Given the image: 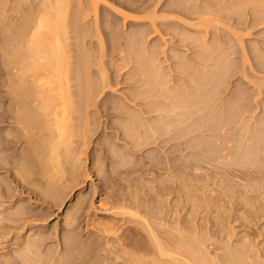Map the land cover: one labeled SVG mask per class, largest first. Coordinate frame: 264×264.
<instances>
[{"label":"rangeland","instance_id":"rangeland-1","mask_svg":"<svg viewBox=\"0 0 264 264\" xmlns=\"http://www.w3.org/2000/svg\"><path fill=\"white\" fill-rule=\"evenodd\" d=\"M5 1L9 3V4L6 3L7 6L11 5V3H14V4L19 3V0L16 2H13L14 0H5ZM42 1L34 0L33 5L36 6L38 3L40 4ZM87 1L88 0H81V1L74 0V4L73 3L72 4L74 6H77V8L72 7L73 11L80 8V6L82 7L83 5L84 6L87 5L86 7H88L89 2ZM174 1L175 0H138L136 3H134V1L128 0V1H125V3H118V0H100V2L97 4L99 9L98 8L96 9L97 10L96 13L98 17L97 25H99L97 26L99 29H96V30L98 31L95 30V26L93 27V24L95 23V18H94L95 16H93L94 12H92V10L91 11L87 10V12L90 11L91 13H88L89 15L86 17L84 16L85 18L82 15L84 19L83 18L79 19L78 17L79 21L76 19L77 22H79L77 23L79 24L78 28H81L83 32L80 29L79 30L80 35L78 34L79 35L78 36L77 33L75 35V32L73 34L72 31H69L72 29V28L71 29L69 28V30H67L69 33H67L66 35L68 39L65 40V42L68 43V44L66 43V45L68 46V47L66 46L67 47L66 51H68L69 53L68 60L72 64L69 67V69H71V72L69 73V75L70 77L71 76L74 77L69 80L70 81L69 90L71 91L77 90L78 92H80V90L82 91V89H80L81 87L78 84H81L83 82L82 79H85V78H82L83 75L80 78H75V77L79 75L77 70H80L82 68L81 65L83 64V59L85 60V58L88 59L89 57L91 62L90 63L87 62V63L91 64V66L89 65L91 68H89L90 72L88 70L87 71L89 74H92L90 80L97 83L99 86L98 81L101 80L100 79V76H102L101 73L104 74L105 72L107 74L105 75L107 76L106 78L107 80L106 79L105 80L109 84L108 86H105V89L102 94L95 93V96L99 95L98 97L101 99L104 97V99L107 100L108 104L113 103L114 104L113 106H115L116 104L118 106L117 107L118 110H122L123 112L120 111L121 112L120 114L119 113H110V114L105 113L103 116L97 117L96 114L93 115L91 113L90 115L89 114L85 115L86 113L83 112L82 110L80 111V108H78L80 104H77V103L71 104L73 106H70L72 107V109H70L71 118L69 120L70 122L69 129L71 132L73 130L74 134L72 133L73 135H71L72 141L70 143L71 145L66 149L67 152L64 151L63 148H60L61 151L59 153V159L60 158L61 159L64 158V159L62 160L63 162H60L59 160L60 167L56 169L53 168L54 165H52L51 167V164L55 162H50L46 160L47 158L45 157L42 159L43 160L45 159L46 166H45V169L42 171H41L42 167L40 168V166L41 165L44 166L45 165L43 164L44 162H41V163L35 162L36 161L35 158H34L35 159L34 162H33L34 159L30 160L32 161V164L30 161H28L30 164L27 161H25L26 163L22 162L24 160L21 157L28 150L30 149L32 150L33 148L31 147L32 145L37 144V146L38 145L41 146V142H40L41 139L40 140H37V139H39L38 135L41 136L40 133L42 132H39V129L37 127L36 128L34 127L35 129L33 130V126L36 123L34 125L25 127V128H29L28 130L29 132L28 131L26 132H28L27 133L29 135L28 137L31 136L30 140H27L29 139L28 137L20 138L23 142L21 141V143L17 142V144L16 143L8 144L7 147H9V149L0 152V154L2 155L8 154L6 155L8 158L5 159L6 160L5 162H8L10 160L9 162L11 163H15L18 165L19 164L21 165L22 163L26 165V166L24 165L22 168H24L23 170L24 174L25 175L27 174L26 176H29L30 179L33 181V184H31V187L35 185L34 186L35 188L32 187V189L34 188L36 191L37 186H40L39 187L41 190V191L39 190L40 192L44 193L46 189L48 190V191L47 190L45 191V193L47 192L46 194L49 199V200L47 199L46 202H41V200H38L39 198H36L34 194L28 193V191H25L24 194L22 193L29 200V202L31 203V206L33 207L35 206L36 208H40V209L45 207V209L43 208V212L45 210L46 214L43 217H39V218H42L43 221L41 219L39 220L37 217L36 219H34L35 229L33 230L31 229L33 232H35L41 226L40 230H43L42 232H48L49 234L51 233L52 238L49 240H58L60 237L61 240L66 238L65 240L66 242L71 237L69 234H72L68 232V229H67L68 227H66L67 222H68L67 219H69L70 218L69 216L74 214V212L77 211L78 208L80 209L82 207V209H80L79 211L81 215L79 217V221H78L79 224L77 226L78 227L77 229H79L78 232H80V236L77 235V238L73 236L71 237V239H74V240L77 239L76 242L78 245L80 244L79 245L80 249L86 250L83 252V250H80L78 245L75 244V246L78 247L77 249L79 250V252H82L86 255L89 254L88 256L92 257L93 260L90 257H88L90 261V262L88 261L89 263L93 262V264H95V262H98L99 264H102L103 262V264H109V263L110 264H116V263L117 264H131L132 262L130 261L129 263L127 260L125 261L124 259L119 260L120 258L117 259L118 261H116L115 258L112 256L115 254L109 253L108 249L110 247L107 248L106 245L111 244L115 246L116 244L115 242H113L114 241L113 238L115 239L116 238L115 236L122 235L124 233L123 229L127 228L128 226L132 225L131 227L136 226L137 228H140V225L135 224V223L137 222L140 223L141 220L138 218V216L137 218L132 216V214L134 213V212L132 213L133 209L135 210L139 209L140 215L141 214L143 215L145 212L144 209H146L145 215L147 214L146 217L149 219V217H151L152 215L150 214L149 208H152L153 205L156 204L154 205V208H157L155 210H158V212L160 211L159 213L162 214V215L161 214H158V215L164 216L165 218L166 217L165 214H167V217H168L166 218L165 222H163L164 221V218H163V221L161 222L162 225L160 223L158 224V228L160 229V232L161 231L163 232V233L161 232L163 235L165 232H168L169 236L171 234L175 235L176 232L180 231L183 233L188 232V234L192 233L191 235H193V233L194 234L197 233L198 236L200 235L205 236L203 237V239H205L203 240V242H205L206 244L202 243L203 248L205 247V249L207 250V252L210 254L211 257L213 258L216 257V260H217L216 264L223 263L224 259L221 260L223 258L221 255L225 253V251H223L224 250L223 248L226 249L228 245L231 246L233 249L235 248L237 251H240V248L242 249L241 251H244V252L245 250L249 251L250 249L249 253L252 252L251 254L252 257H254V260L256 259L255 260L256 262H255L254 260H252L253 258L252 259L250 258L251 261H254L253 264H260V263L264 264V215L262 214L264 213V204L261 203L260 205V202L264 203V200H263L264 195L260 192L262 190L255 191V192H260L258 194L254 192H249V194L247 193L248 195L244 194L245 193L243 192L244 187L247 186L246 188L248 189V187H250L249 186L250 184L252 186V182L250 183L249 181V183H247V180H244V182H242L243 180H240V178L238 180L236 178L235 184L238 185V188H240L241 190L243 189V190L241 192H239L240 191L239 189L237 190V192H239L238 198L240 199L233 197L232 200L233 201L235 199H238L237 201L241 200L239 201L240 203L238 202L239 204H237V201L232 203L233 201L232 200L229 201V198L227 199L224 195H223L224 198L221 196L219 197V200L217 198L216 199L213 198V200L211 201V199H209L210 194L211 196H214L217 193H221V190L219 192L217 191V189L216 191H214L213 189L214 186L213 187L211 186L212 188L210 187L208 189L213 190L214 193L211 190L209 192V190H205L204 188L200 189L201 183L198 184L197 182H195L196 180L194 181L191 180V177L188 178V180H186L187 178L182 180L179 177H177L178 180L182 182V184H184L185 186L179 185L177 187L178 185L177 184L175 188L177 187L180 189L177 190L176 188L175 192L169 195L170 197L169 196L167 197L164 196L162 198L159 197L161 200L158 198L157 200H159V202L157 203H154L156 202V199H154V201L149 199L148 201V198L144 199L143 191L147 190L148 188L147 186L151 185L152 180L156 178L154 171L148 170L149 166L147 165L148 161L152 157L151 155H153L152 154L153 151L152 149H149V148L148 149L143 148L139 152H136V153L133 152L131 155H129L125 152L126 151L125 141L120 138L118 139L119 133H122L123 132L122 130L124 128L129 127V125L131 127V124L134 122V121L133 122L131 121V120H134L133 117H135L137 120L138 110L139 108H141V106L139 105L138 99L133 102L126 100L127 101V102L125 101L126 103L123 100L125 99L124 97L126 95H129L130 93L133 94L137 90V88L134 87L135 86L134 83L137 80L136 78L142 75H145V74L154 75L153 71L155 72L157 69L158 75L160 73H161L160 75H165V76L167 75L166 76L167 80H170L168 81L170 82V84L167 82L168 83L166 84L167 86H173L172 84L176 85V81L178 84L180 80L177 77V75H181V73L177 69L180 67V64L181 65L184 64L191 71L193 70V72L195 71V69L197 70L199 69L198 68L199 66L196 65L192 60L195 58L197 54V51H198L197 49L199 48L198 46L200 45V43H203V44L205 43L206 46L209 45L212 47H215L216 45H218L216 46L218 47V51L216 50L217 54L221 53L220 55L221 59L224 61L222 64L224 66V68H222L223 71H221V73L217 72L218 73L217 75H223L222 80H221L222 86L219 87L221 91L220 93H218L217 96L221 100H224V101L230 99L231 97L235 98L238 94L239 96L241 97L244 96L245 98H248V99L250 97L252 104L256 101L255 102L256 109L255 107L252 108L251 110L252 113L248 114V115H252L250 116L251 118L249 119L250 124L261 122L262 119L264 118V104H263L264 103V0H190L191 2H189L188 0V3H190V7L192 9L190 10L192 12L189 11V13H185V14H183L182 11L180 12L174 11L175 5L173 4L175 3L177 4V1L175 2ZM112 6L113 8H110ZM9 8L10 6L8 7V10H9L8 12L11 16L12 14H14L13 13L14 11L11 12ZM14 10L17 11L18 16H19L20 13L18 12V10L16 9ZM194 10H195V13H194ZM17 13H16V16H17ZM21 13L25 14L23 11ZM168 16H169V19H168ZM67 17H68L67 19H72L73 15H72V18H70L71 16H67ZM180 18H182V20H180ZM14 21H16V18L15 19L12 18L11 22H14ZM87 21L89 23H86ZM106 22H108L107 24L108 30H105L103 27L104 24H106ZM175 22H178L179 24H176ZM85 23L86 25L84 26ZM3 33L2 34L0 33V34L1 35L7 34V36H9L8 34H12V33H6V32H3ZM5 37L6 36H4L3 38ZM12 37H15V36H12ZM9 38L12 39L11 36ZM13 39L11 41L8 39L7 41L11 43L9 44L10 45L9 47L11 48H13L12 46L17 45V41H16V44H14L15 40L13 41ZM132 46H133V49H129ZM82 49L84 52L87 50L89 55H86V56L83 55L82 53L84 52L82 51ZM86 52L84 54H86ZM217 54H215V56H218ZM256 56L261 62L257 60ZM4 59L6 58L4 57L2 59V55H1L0 56V60H1L0 61V72H1L0 76L2 77H4L5 75H11L12 68L14 69L13 71L18 69V68L12 67L15 64L14 65L12 64L11 68H8L9 65L8 66L6 65L9 62L6 63L8 60H5L6 62H4ZM3 62H4V65H3ZM5 67L9 71L5 70ZM213 69L215 68L212 67L211 70ZM101 70L104 72H101ZM15 72L18 73V71H15ZM193 72H190V73L194 74ZM15 75L17 74L15 73ZM195 78L201 79V75L200 76L196 75ZM172 80L174 81V83ZM132 81H135V82L132 83ZM250 81H252V83ZM3 83L4 82H0V107H1L0 112L5 111L10 105L11 97L9 96L10 95L9 93L13 91L9 89L11 85L9 86L7 85V83L5 84ZM94 85L95 84L93 83V86ZM24 88L26 89V87ZM94 88L96 87L94 86ZM146 88H147L146 85L145 86L142 85L138 89H146ZM25 89L23 90L24 92L22 93L26 92L25 94H27L28 92ZM240 90H242L243 92H241ZM94 91L96 92V89H94ZM244 92L245 94H243ZM25 94H22V95H25ZM76 96L74 95L73 98H70V99L75 100V101L76 100L80 101L81 98L79 96L78 97ZM221 100L218 101V103L223 102ZM110 106H112V104ZM257 106H259L258 109H257ZM4 107L5 109H3ZM222 107L223 108L221 110L219 109L221 111L219 113H222L223 117L225 116L227 117L228 110H225L228 108L227 104L223 102ZM94 109L96 108L95 107L89 108V110H94ZM253 109L255 110L253 111ZM209 112L210 111L207 110V113ZM128 116L130 117L129 119H128ZM95 118H97V121ZM88 119H91V120H88ZM87 120H88V123L86 124ZM247 121H248V117L246 118V122ZM138 122L139 121L137 120V123ZM237 123L241 124L239 120H237ZM237 123H233V126L236 127V125H239ZM13 124H14L13 122L11 124L6 123V122L0 124V133L2 132L1 133L2 135L3 133L5 134L6 132L15 134L16 127L12 128V126H17V123H15L14 125ZM37 124H39V122ZM20 126L18 124L17 127H20ZM30 127H31V130H30ZM233 130H232L233 133L237 132V133H234L235 138H236L234 139L235 142L237 141L238 138H242V136H244L242 131H240L239 133L240 136H239L238 135L239 130L237 131V129L235 130V128ZM207 132H205L206 134L205 136L206 137L210 136V138L208 137L210 141L213 139H214L213 141L216 140L215 141L216 144H222V146L223 144H227L231 146L232 143L234 142V140L232 142V139H233L232 137L234 135L231 131H229L227 134L224 131H222L219 134L222 136V133H223V136L225 137H227L228 135V138H226L228 139V141L225 139V137L223 136L220 137L219 135L218 136L216 135V138L215 137L213 138V135H208L209 133L207 134ZM1 134H0V138H3ZM215 134L216 133H214V135ZM32 135L34 136L35 139L32 138ZM229 135L231 136L233 135V136L232 137L230 136L231 137L230 138ZM211 136L213 139H211ZM244 139L245 138L243 137L242 139L243 142H245L246 140ZM31 140L33 142H31ZM34 140H35V144H33ZM84 140L86 141L85 143H84ZM242 140L239 139L238 141H241V142L237 141L236 143L241 144L243 143ZM26 141H28L29 143L28 142L25 143ZM225 141H227L229 144L224 143ZM40 146L37 148H40ZM240 146L239 148H236V150L240 151L242 149L240 148ZM23 151L25 152L24 154H22ZM10 155L11 157H9ZM21 159L22 161H20ZM142 162L145 165L142 164ZM6 169L7 168L0 169V179L2 180L4 179L5 181L3 183L7 184L2 187L15 186L16 183L13 181V179L14 177H19L20 175L17 176L16 175L17 173H14L15 171H12L11 173V171L8 172L7 171L8 169L7 170ZM25 170L27 171L25 172ZM53 176L55 177V179L53 178ZM30 179L29 181L27 180L26 182L32 183ZM51 179L53 180L51 181ZM251 181L254 182V180H251ZM241 183L243 184L245 183V186ZM255 183H258L260 187H261V184L262 186H264V179L262 180V182L255 181L253 184ZM27 186H30V185L28 184ZM183 186L185 188H183ZM259 186H258V189H259ZM234 189H236V187ZM260 189H263V188H260ZM250 193H252L253 195H251ZM240 194H244L246 198ZM254 194L256 195L254 196ZM259 194L260 195L262 194L261 196H263V198L259 196ZM124 197H126L128 201H126L127 199ZM220 198L222 199L220 200ZM13 199L11 200L10 203H9L10 200L7 203L10 205L13 204L15 202ZM56 201H58L59 203L57 204ZM130 201L131 202L138 201L139 203L138 208L134 206L133 204H131ZM160 202H162V204ZM158 203H160L161 205H159ZM165 203L166 205H168V207L170 205V210H168L169 208L165 205ZM228 203H231V205ZM244 203H246L247 206ZM141 204H143L144 207ZM234 204H236V206ZM121 205L122 206L125 205L124 208H130L129 206H133V208L131 207L130 208L131 210L129 209L130 211L129 213L127 209L126 210H124V208L121 209L122 208V207L120 208ZM140 205L142 209H140L141 208ZM12 206H14V204ZM15 206H17V204H15ZM148 206H152V207H148ZM164 206H166V208ZM171 206L173 209L171 208ZM176 207L178 209H176ZM253 207L256 209H254ZM104 208H107L110 210L106 211L104 210ZM165 209H167V212L169 214L166 212ZM259 211L261 212L263 216L260 214ZM171 212H173L172 213L173 216H171L172 215ZM259 214L261 216H259ZM151 219L153 220V218ZM168 226L170 227V229ZM161 227L164 230H161ZM193 229H195L197 232L195 230L193 231ZM31 230L30 232L28 231L27 234L28 233L33 234ZM169 230L172 232L170 233ZM103 231H105L104 234H103ZM161 233L160 235L162 237L163 235ZM168 235H166V237ZM78 238H81V239L78 240ZM8 239H4V241H1L2 244L0 243V248H5L3 251H6L7 250L6 248H8V246L12 243V240L11 242H9L10 240ZM5 240H7L8 242ZM74 240L71 241V243L75 242ZM51 242L52 241H49L48 243H50L51 245L48 244L47 246L52 247L53 243ZM103 243H105L106 245ZM221 243H224V244H221ZM62 244H63L64 252H66V250L69 249V247L71 246L70 244L67 243L69 245L68 246L65 243L67 245L66 247L67 249H65L64 240L62 241ZM221 245H223V247ZM103 246H105L106 249L103 248ZM9 247H14V246L11 244ZM97 247L99 248L96 249ZM74 248L75 247H73V249ZM95 249L98 251L100 250V252L101 251L102 252L97 253L98 252L97 251L96 252L97 254H95V251H96ZM104 249L108 252V253L105 252L108 256L106 255V258L102 257L101 259V256H103L102 253H104L105 251ZM248 251L245 253H248ZM68 252L70 254L69 256H71L73 255V253L76 252V250L75 251L71 249L69 251L67 250L65 254H67ZM111 257L115 261L113 259L109 260V258ZM106 259L108 260L106 261ZM257 262H260V263H257Z\"/></svg>","mask_w":264,"mask_h":264},{"label":"bare ground","instance_id":"bare-ground-1","mask_svg":"<svg viewBox=\"0 0 264 264\" xmlns=\"http://www.w3.org/2000/svg\"><path fill=\"white\" fill-rule=\"evenodd\" d=\"M16 1H18V0H14L13 2H16ZM33 1L34 0H19L18 4L11 3V5L7 6V4H9L7 1L0 0V24L2 23L0 25V31H2V32H0V33L1 34L3 32L12 33V34H8L9 36H7V34L6 35L0 34V53L2 55V59L4 57L6 58V59H4V62H6L5 60H8L6 63H8V62L10 63V64L8 63L6 66L9 65L8 68H11V65L15 64L17 67L15 65L12 67L18 68L15 71H18V73H19L18 74L17 72L13 71L14 69L12 68L11 73L13 75L12 74L11 75H5L4 77L0 76V82H4L3 84L7 83V85H9V86L11 85V87L9 89H11V91L12 90L14 91V92L9 91L10 92L9 96L11 97V99H10L11 101H10V105L8 106V108L5 111L0 112V124L5 123V122L10 123V124L12 122L14 124L17 123V126H18V124H19V126L22 124L20 127L12 126V128L16 127L15 134H11L10 132H6L5 134L3 133V135H2L1 134L2 132L0 133L3 137V138H0V152H2L4 150H8L9 147H7V146L10 143H14V144L15 143L17 144V142L21 143L22 140L20 138H23V137L27 138L29 136L27 134L29 132L28 131L29 128H25V127L34 125L36 123L33 126V130L37 127L39 129V132H42V133H40L41 136L38 135L39 132H38V134L36 133L38 135V138H39L37 140L41 139V141H40L41 146L40 145L37 146V144H35V140H34L33 144H35V145L31 146V147H33L32 150L29 147L30 150H28V149H27L28 151L25 150V151H27L26 153L23 151L22 154H24V153L25 154L23 156L21 154L20 155L22 156L21 158L24 161H22V159L20 161H22L24 163L25 161L28 162V161L33 160L35 158L36 161L34 159L33 162L34 161L40 162V163L44 162L43 164H45V159L44 160L42 159L45 157V158H47L46 160H48L50 162H55L57 164V165L55 163L51 164V167H52V165H54L53 168L56 169V168L60 167L59 163L63 162L62 160L64 159V158L59 159V153L61 151L60 148H63V150L67 152L66 149L71 145L70 143L72 141L71 135L74 134L73 130L71 132L69 129L70 128L69 120L71 118L70 117V114H71L70 109H72V107H70V106H73L71 104H74V103L80 104L79 107L78 106L77 107L80 108V111L82 110L83 112H85L86 113L85 115H87V114L90 115V113H91L93 115L96 114L97 117L98 116L101 117L105 113H108V114L119 113L120 114L121 113L120 111H122V110H118V108H117L118 106L116 104H115V106H113L114 105L113 103L108 104L107 100L104 99V97L101 99L98 97L99 95L98 96L96 95L98 97V99H97V97L95 96V93H97V94L101 93L102 94L104 89H105V86H108L109 84L106 81L107 76H105V75H107V74L102 70H101V72H104V74L101 73V75H102V76H100L101 80L98 81L99 86L97 83L90 80L92 74H89L88 71L90 70L89 68H91L90 67L91 64H88V63H90L91 61H90L88 56L87 57L89 60L87 58H85V60L83 59L84 65L82 64L83 65V66L81 65L82 68L81 69L79 68L80 70H77L79 75H77V77H75V78H80L83 75L82 78H85V79H82L83 82L81 84H78L81 87L80 89H82V91L80 89H79L80 92H78L77 90L76 91L75 90H73V91L69 90V87H70V85H69L70 81L69 80L71 78H74V77H72V76L70 77V75H69V73L71 72V69H69V67L72 64L68 60L69 59V55H68L69 53H68V51H66L68 46L66 45L67 42H65V40L68 39L66 35H67V33H69L67 30H69V28L70 29L72 28L69 31H72L73 34L75 32V35H76V33H77V35L78 34L80 35L79 30L81 28H78L79 24H77V23H79V22H77V20L79 21V19L83 18L84 16L85 17L88 16L89 15L88 13H91L90 12L91 10H92V12H94L93 16H95L94 17L95 23L93 24V27L95 26V30L99 29L97 27L99 25H97L98 24L97 23L98 17H97V13H96L97 10L96 9L98 8L97 4L100 2V0H88L87 1V2H89L88 7H86L87 5L86 6L83 5L82 7L79 5L80 8H78L76 10L74 9L75 11H73V9H72V7L77 8V6L73 5L74 0H43V1L41 0L42 2L40 4L38 3L39 5L37 4L36 6L33 5ZM125 1H128V0H118V3H125ZM132 1H134V3H136L138 0H132ZM175 1H177V4L176 3L173 4V5H175V8H174L175 12L182 11L183 14H185V13H189V11L192 10L190 7V3H188V0H175ZM189 2H191V1L189 0ZM132 5H134V4H132ZM9 6H10V8H9L10 11L11 12L14 11L13 12L14 14L11 13L14 17L12 15L10 16V14L8 12ZM110 8H113V6ZM14 9L18 10V12L20 13L19 16H18L17 11H15ZM71 10H72V12H71ZM87 10H90V11L87 12ZM22 11L25 14H22L21 13ZM7 12H8V14H7ZM15 12L17 13V16H16ZM191 12H190V14H191ZM143 13H145V12H143ZM194 13H195V10H194ZM196 14H198V13H196ZM72 15H73V18H72ZM82 15H83V17H82ZM67 16H71L70 18H72V19H67L68 18ZM11 17L14 19L16 18V21L11 22V20H12ZM78 17H79V19H78ZM94 18H93V20H94ZM127 18H129V17H127ZM168 19H169V16H168ZM70 20H72V21H70ZM180 20H182V18H180ZM86 23H89V22L87 21ZM86 23L84 24V26L86 25ZM175 23L179 24L178 22H175ZM107 24H108V22H106V24H104V26H103L105 30H108ZM86 27H88V26H86ZM81 31L83 32L82 29H81ZM96 31H98V30H96ZM13 33H14V35H13ZM139 35H140V33H139ZM4 36H6V37L3 38ZM10 36L12 39L14 38L13 39V41L15 40L14 44H16V41H17V45L12 46L13 48L9 47L10 46L9 44H11V43L7 42L8 39L10 41L12 40L9 38ZM12 36H15V37H12ZM7 37H8V39H7ZM115 44H116V42H115ZM200 45L198 46L199 48L197 49L198 51H197L195 58L192 60L196 65L199 66L198 70L195 69V71L193 72V70L191 71L184 64L183 65L180 64V67L177 69L181 73V75H177L180 82L177 84V81H176V85L172 84L173 86H167L166 85L168 83L170 84V82H168L170 80H167V77H166L167 75L166 76L160 75L161 73L158 75L157 69L155 72L153 71L154 75H147V74L142 75V76L139 75L140 77L136 78L137 80L135 79L136 82L132 81V83L135 82L134 87H136L137 90L133 94L130 93L129 95H126L124 97L125 99H123L124 102L126 100L133 102V101L138 99V102H139V105L141 106V108H139L138 116H137L138 117L137 120L139 122L137 123L136 118L133 117L134 120H131V121L132 122L134 121V122L131 124V127L129 125V127L124 128L122 130L123 132L119 133L118 139L120 138V139H123L125 141V143H126V144L124 143L125 148H126L125 152L129 155H131L133 152H135V153L139 152L143 148L152 149L153 155H151L152 157L150 158V160L148 159L149 161H148L147 165L149 166L148 170L154 171L156 178L154 180H152L151 185L147 186L148 187L147 190L143 191V195H144L143 197H144V199L148 198V201H149V199L152 201H154V199H156V202H154V203L159 202V200H157L159 197L160 198H162L164 196L167 197V196L171 195L173 192H175V189L179 185L180 186L184 185V184H182V182H180L178 180L177 177H179L182 180H184L186 178H187L186 180H188V178L191 177V180H193V181L196 180L195 182H197L198 184L201 183L200 189L204 188L205 190H209L208 188H210L211 186L212 187L214 186L213 187L214 191H216V189L218 192L221 190V193H217V194L215 193L216 195H214V196H211V194H210V197H209L207 195L209 197V199H211V201L213 200V198H215V199L217 198L219 200V197H221V196L223 198H224V196L227 199L229 198V201L232 200L233 197L238 198L239 197L238 193L241 192L243 189L241 190L240 188H238V185L235 184L236 178L238 180L240 178V180H243L242 182H244V180H247V183H249V181H250V183L252 182V186H251V184L250 185L248 184L250 186V187H248V189L246 188L247 186L244 187V190H243V192H245L244 194H247V193L249 194V192H254V193L258 194L261 192L264 195V190H263L264 186H262V184H261V187H260L258 183L253 184L255 181L256 182L257 181L262 182V180L264 179V118L262 117L263 119L261 122L250 124L249 119L251 118L250 116H252V115H248V114L252 113L251 112L252 108L255 107V109H256V103H255L256 101L254 102L252 100L254 102L252 104L249 96H248L249 97V99H248V98H245L244 96L241 97L238 94L237 96L235 95L236 96L235 98L231 97L230 99H228L226 101L221 100L217 96L218 93H220V91H221V89L219 87L222 86L221 80H222V76H223V75H217V74L219 72L221 73V71H223L222 68H224V66L222 64L224 61L221 59V56H220L221 53L217 54L218 47H216V46H218V45H216V46L214 45L215 47H212L209 45H208L209 46L208 47L205 45V43L204 44L200 43ZM133 46L129 49H133ZM119 47H120V45H119ZM119 47H117V48H119ZM82 51H83V49H82ZM254 51H255V49H254ZM84 53H82V54L85 56L89 55L88 51L86 52V54H84ZM129 53H131V52H129ZM215 54H217L218 56H215ZM216 58L217 59L219 58L218 61ZM256 58H257V56H256ZM257 60H259V59L257 58ZM4 62H3V65H4ZM209 62H210V64H209ZM150 64H151V62H150ZM188 64H190V63H188ZM212 67L215 69L211 70ZM3 69H4V67H3ZM5 70L9 71L8 69H6V67H5ZM7 71H6V73H7ZM13 72H15L17 75H15V73H13ZM190 72H193L194 74H192ZM146 73H147V71H146ZM155 73H156V75H155ZM192 75H194L195 77H196V75H199V76L201 75V79L195 78ZM250 82L252 83V81H250ZM93 83L95 84L94 86L96 88H94ZM173 83H174V81H173ZM142 85H144V86L146 85L147 88L146 89H138ZM24 87H26V89ZM24 89L27 90V92H28L27 94H25L26 92L22 93V92H24L23 91ZM94 89H96V92L94 91ZM240 91L243 92L242 90H240ZM245 92L243 94H245ZM22 94H25V95H22ZM243 94H241V95H243ZM74 95L75 96L77 95L76 97L79 96L81 98V100L75 101V100L70 99V98H73ZM218 99H220L225 104H227L228 108L225 109V110H228L227 111L228 112L227 117L226 116L223 117L222 113H219V112H221L220 110L223 108L222 107L223 102L218 103V101H220ZM257 99H258V97H257ZM111 104H112V106H110ZM91 107H95L96 109L89 110V108H91ZM258 107L259 106H257V109H258ZM260 108H262V107H260ZM0 109H1V107H0ZM3 109H5V107ZM255 109H253V111ZM207 110L210 112L207 113ZM247 117H248V121L246 122ZM129 118L130 117L128 116V119ZM95 119L97 121V118H95ZM88 120H91V119H88ZM88 120L86 121V124L88 123ZM235 120H236V122H235ZM237 120H239V122H241V124L237 123ZM37 121L39 122V124H37L38 123ZM253 122H255V121H253ZM233 123H237L239 125H236V127H235V126H233ZM1 126H3V125H1ZM39 126H40V128H39ZM234 128H235V130L237 129V131L239 130L238 135H239L240 131H242L244 134V136H242V138L237 137L238 138L237 141L239 139L242 140L244 137L246 139V140L244 139L245 142H243V140H242L243 143H241V144L236 143L237 141L235 142L234 139H236V138H235L234 133H237V132H234V133L232 132V130ZM30 130H31V127H30ZM26 131H28V132H26ZM222 131H224L226 134L229 131H231L234 136L232 135L233 136L232 137L231 135H229V137L231 136L233 138L232 142L234 140L235 143L233 142L231 146H229L227 144H223V146H222V144H216V142H215L216 140L213 141L214 140L213 138L214 137L216 138V135L218 136ZM205 132H207V134L209 133L208 135H213V138L211 136V139H213V140L210 141V139H208V137L210 138V136L206 137ZM30 133H31V131H30ZM214 133H216V134L214 135ZM219 136L222 137L223 133H222V136L221 135H219ZM30 137H28L29 139H27V140H30L31 139ZM223 137H225V136H223ZM32 138H34L33 135H32ZM226 138H228V135H227V137H225V139ZM226 140L228 141V139H226ZM227 141H225L224 143H228ZM27 142L28 141H26L25 143H27ZM31 142H33V141L31 140ZM36 142H38V141H36ZM85 142L86 141L84 140V143ZM213 142H215V143H213ZM238 142H241V141H238ZM224 145H226V146H224ZM39 146H40V148H37ZM239 146H240V148H242L240 151L236 150V148H239ZM24 149H26V148H24ZM112 149H113V147H112ZM28 153H29V155H28ZM6 155H8V154H6ZM6 155L0 154V169L7 168L8 170L7 169L6 170L8 172L11 171V173H12V171H15L14 173H17L16 175L17 176L20 175V176L14 177L13 181L16 184H15V186H11V187L10 186L2 187V186H5L7 184L3 183L5 181L4 179L3 180L0 179V243L2 244L1 241H4V239L9 238L8 239V240H10L9 242H11V240H12L11 244L14 246V247H9L11 245L10 244L8 246V248H6L7 249L6 251H3L5 248H0V264H91V263L93 264V262L89 263L90 262L89 258H88V257H90V256H88L89 254L86 255L82 252H79V250L77 249L80 245V244L79 245L77 244V242H76L77 239L76 240L71 239V237H73V236H75L76 238H77V235L80 236V232H78L79 229H77L78 228L77 226L79 224L78 221H79V217L81 215V213L79 212L80 209H82L81 206H80L81 208L80 209L78 208L77 211L74 212V214H72L71 216L68 215L70 218L67 219L68 222H67L66 227H68L67 228L68 232L72 233V234H69L71 236L70 237L71 240L69 239L65 242L66 238L61 240L60 237L58 240H49L52 238L51 233L49 234L48 232H42L43 230H40L41 226L40 227L38 226L39 229H37L35 232L32 231L33 229H35V223H34L35 220L34 219H36V217H37L39 220L40 219L42 220V218H39V217H43L46 214L45 210L43 212V208L45 209V207L42 206L43 208L40 209V208H36L34 206L35 207L34 208L33 206H31V203L23 194L25 191H28V193L34 194L36 198H39L38 200H41V202H46V200L48 199V196L46 194L47 192L45 193V191L47 189L45 191L42 190V191H44V193L40 192L41 191L39 188L40 186H37L36 191L34 189L35 185L32 186V187H34L32 189L31 184H33V181L30 179L29 176H26L27 174L26 175L24 174V171H23L24 168H22L25 164L21 163V165L20 164L18 165V164L9 162L10 160L8 162H5L6 161L5 159L8 158ZM46 155H47V157H46ZM9 157H11V155ZM41 160H43V161H41ZM59 160H60V162H59ZM30 162L32 164V161H30ZM142 164H144V163L142 162ZM121 165H123V164H121ZM45 166H46V164L44 166L43 165L40 166V168L42 167L41 171L45 169ZM54 169H53V171H54ZM61 170H62V168H61ZM26 171L27 170H25V172ZM64 173H65V171H64ZM54 176H53V178L55 179ZM29 179L32 181V183L26 182L27 180L29 181ZM52 180L53 179H51V181ZM251 180H254V182ZM247 183H246V185H247ZM28 184L30 186H27ZM241 184H243V183H241ZM256 184L259 186V189H258V186ZM176 185H177V187L175 188ZM243 185L245 186V183ZM184 186H183V188H185ZM144 187H146V186H144ZM235 187H236V189H234ZM260 188H263V189H260ZM37 189H38V191H37ZM178 189H180V188H177V190ZM238 189L240 190L239 192H237ZM210 190H209V192H210ZM260 190H262L263 192ZM211 191L213 192V190H211ZM255 191H260V192H255ZM244 194H240V195H243V197H245ZM250 194L253 195L252 193H250ZM255 195L256 194H254V196ZM261 195L259 194V196H261ZM169 197H168V199H169ZM261 197L263 198V196H261ZM124 198H126V197H124ZM262 198H261V200H262ZM12 199L15 201V202L13 201L14 206H12L13 204L10 205L7 203L9 200H10L9 201V203H10ZM221 199L222 198H220V200ZM238 199H240V198H238ZM238 199H235L234 201L232 200L233 201L232 203L236 202ZM245 200H247V199H245ZM59 201H61V200H59ZM126 201H128V199ZM166 201H168V200H166ZM166 201H164V202H166ZM239 201H241V200H239ZM239 201H237V204L240 203ZM56 202H57V204L59 203L58 201H56ZM170 202H171V200H170ZM160 203L162 204V202H160ZM160 203H158V204L161 205ZM261 203L264 204L263 202H260V205H261ZM15 204H17V206H15ZM131 204H133L137 208L139 206L138 201H132ZM228 204L231 205V203H228ZM244 204L246 205V203H244ZM122 205L120 206V208L122 207L121 209H123L125 207V205L124 206H122ZM141 205L143 206V204H141ZM141 205H140V207H141ZM154 205H156V204H154ZM154 205H153V207L148 206V207H152V208H149L150 214H152L151 217H149L150 216V214H149V216H148L149 219L146 217L147 214L145 215L146 209H144V211H145L143 214L144 216L142 214L140 215L139 209H137V210L133 209L132 210V213L134 212L133 213L134 215L132 214V216H134L136 218L138 216V218L141 220L140 221L138 219L140 221V223H138V222L135 223V224H139L140 228H137L136 226L131 227L132 226L131 225V226H128L127 228L123 229L124 233L122 235L115 236L116 237L115 239L113 238V240H114L113 242H115L116 245L113 246V245L109 244L113 247L109 246L108 244L106 245L105 243H103L106 245L107 248L110 247L108 249L109 253H113L116 255V256L112 255L116 261H118L117 259L120 258L119 260L124 259L125 261L126 260L128 262L130 261V262H132L131 264H216L217 263L216 257L215 258L211 257L210 254L205 249V247L203 248L202 243L206 244L205 242H203V240H205V239H203V237H205V236H203V235L198 236L197 233H195L196 235L194 233H193V235H191L192 233H190V234H188V232L183 233V232H180L179 230H177L179 232H176V233L174 232L175 235L171 234L170 236L168 235V232H165L164 235L167 233L166 235H168V236L167 237H166V235L164 236L162 234L163 232L161 231L162 232L161 233L160 229L158 228L159 223L162 225L161 222L163 221L164 216L158 215L161 213H159L160 211L158 212V210H155L157 208H154ZM165 205H166V203H165ZM234 205L236 206V204H234ZM10 206H12V207H10ZM39 206H37V207H39ZM166 206L168 207V205H166ZM166 206H164V207L166 208ZM129 207L133 208V206H129ZM230 207H232V206H230ZM130 208H124V210L127 209V211H129ZM153 208H154V210H153ZM168 208H169L168 210H170V205ZM171 208H172V206H171ZM140 209H142V207ZM176 209H178V208L176 207ZM254 209H256V208H254ZM104 210L107 211L110 209L104 208ZM165 210L167 212V209H165ZM162 211H163V209H162ZM172 211H174V210H172ZM129 213H130V211H129ZM172 213L173 212H171V214ZM174 213H176V212H174ZM260 214H261V212H260ZM260 214H259V216H261L262 214L264 215V213H262L261 215ZM165 215H166V217L164 218L163 222H165L166 218H168L167 214H165ZM171 216H173V214ZM151 218H153V220ZM171 218H173V217H171ZM219 218H220V216H219ZM150 219H151V221H150ZM155 221L158 223H156ZM192 225H194V224H192ZM162 227H161V230H164ZM169 229H170V227H169ZM30 230L33 232V234L32 233L27 234V232L28 231L30 232ZM194 230L195 229H193V231ZM171 232L172 231H170V233ZM104 233H105V231H103V234ZM160 233L163 235L162 237H161ZM65 237H67V236H65ZM1 239H3V240H1ZM79 239H81V238H78V240ZM63 240H64V244L68 243L72 246V247L70 246L71 248L69 247V249H67L66 247L68 244L67 245L65 244L66 245V246L64 245L65 249H67L68 251L70 249L73 251L76 250V252L73 253V255L69 256L70 255L69 252L67 254H65L67 252V250H66V252H64V250H63V244H62ZM73 240L76 243L75 242L71 243V241H73ZM5 241H7V240H5ZM49 241H52L51 242V243H53L52 247L47 246L48 244L51 245L50 243H48ZM75 244L78 245V247L75 246ZM221 244H224V243H221ZM221 246L223 247V245H221ZM228 246L226 247V245H225L226 249L223 248L224 249L223 251H225V253L221 255L223 257V258L221 257L222 258L221 260L224 259L222 264H253V262L256 260V259L254 260V257H252V255H251L252 252L249 253L250 249H249V251L247 250L248 253L250 254L249 255L248 253H245V252H247L246 250L244 252V251H241L242 249L240 248V251H241L240 252V251H237L235 248L233 249L231 246H229V247H231V248H229ZM73 247H75L76 249L74 248L75 249L74 250ZM233 247H235V246H233ZM98 248L99 247H97L96 249H98ZM103 248H105V246H103ZM79 249H80V247H79ZM80 250H83V252L86 251L84 249H80ZM97 251L98 250L95 251V254L102 252V251L100 252V250L98 252ZM87 252H89V251H87ZM105 252H107V251L105 250L104 253H102L103 256H101V259H102V257L106 258L107 254ZM90 258L92 259V257H90ZM250 258L251 259L253 258L252 260H254V261H251ZM97 259H98V257H97ZM110 259H113V258L111 257V258H109V260ZM107 260L108 259H106V261ZM97 261H99V260H97ZM96 263L99 264L98 262H95V264ZM106 263H108V262H106ZM111 263H113V262H111ZM257 263H260V262H257ZM102 264H103V262H102ZM218 264H220V263H218Z\"/></svg>","mask_w":264,"mask_h":264}]
</instances>
